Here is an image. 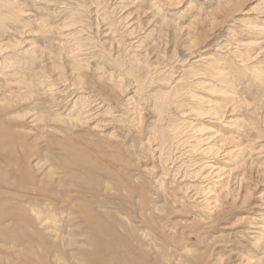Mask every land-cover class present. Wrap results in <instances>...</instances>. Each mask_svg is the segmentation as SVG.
<instances>
[{
  "label": "rangeland",
  "instance_id": "rangeland-1",
  "mask_svg": "<svg viewBox=\"0 0 264 264\" xmlns=\"http://www.w3.org/2000/svg\"><path fill=\"white\" fill-rule=\"evenodd\" d=\"M0 264H264V0H0Z\"/></svg>",
  "mask_w": 264,
  "mask_h": 264
},
{
  "label": "bare ground",
  "instance_id": "bare-ground-1",
  "mask_svg": "<svg viewBox=\"0 0 264 264\" xmlns=\"http://www.w3.org/2000/svg\"><path fill=\"white\" fill-rule=\"evenodd\" d=\"M180 135V134H179Z\"/></svg>",
  "mask_w": 264,
  "mask_h": 264
}]
</instances>
